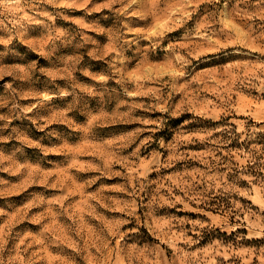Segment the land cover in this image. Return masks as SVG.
<instances>
[{"label":"rangeland","instance_id":"rangeland-1","mask_svg":"<svg viewBox=\"0 0 264 264\" xmlns=\"http://www.w3.org/2000/svg\"><path fill=\"white\" fill-rule=\"evenodd\" d=\"M0 264H264V0L0 5Z\"/></svg>","mask_w":264,"mask_h":264},{"label":"clouds","instance_id":"clouds-1","mask_svg":"<svg viewBox=\"0 0 264 264\" xmlns=\"http://www.w3.org/2000/svg\"><path fill=\"white\" fill-rule=\"evenodd\" d=\"M132 3H135V0H131ZM18 4L19 0H0V5H6V4Z\"/></svg>","mask_w":264,"mask_h":264}]
</instances>
